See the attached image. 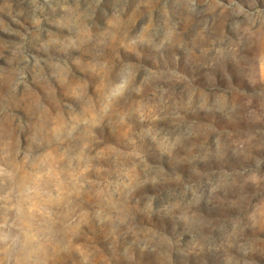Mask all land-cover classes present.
Returning <instances> with one entry per match:
<instances>
[{"label":"clouds","instance_id":"9594fccd","mask_svg":"<svg viewBox=\"0 0 264 264\" xmlns=\"http://www.w3.org/2000/svg\"><path fill=\"white\" fill-rule=\"evenodd\" d=\"M206 8L197 0H188L184 8L176 0H161L160 20L153 13L147 31L158 38L163 21L171 22L182 12L192 20L193 29L219 21L225 50L234 41L237 26L242 38L264 34V0H230L218 16L206 13ZM108 15L106 8L97 7L88 18L100 30ZM34 24L43 30L41 19L34 18ZM17 55L13 53L14 58ZM24 55L30 65L26 48ZM230 62L225 51L207 71L215 72L222 63L226 76L215 72V82L210 84L193 73L186 82L196 91L179 83L173 96H162L150 118L152 131H143L149 127L146 120L126 125L121 117L120 126L135 138L133 156L126 167L117 165L114 179L107 180L89 201L81 195V181L87 182L84 173L95 157L89 155L90 145L82 143V137H90L91 129L82 137L70 133V150L52 156L48 151L52 140L38 141L34 129L59 141L60 122L44 129L35 114L25 119L17 112L18 138L0 137V264H48L49 260L55 264L60 252L70 250L69 233L75 236L85 229L92 231L104 253L98 264H264V247H256L246 235V213L233 210L222 216L213 199L222 190L217 181L223 173L238 180L242 196L248 188L255 193L253 199L264 198V151L249 155L247 149L234 152L230 146L218 147L221 129L259 137L264 144V84H250L243 70L228 71ZM119 71L117 66L111 84L120 82ZM12 77L7 95L0 90V105L22 109L32 82L27 71L13 72ZM111 84L102 88L110 107L95 113L94 127L105 119L115 123V105L136 91L132 82L125 81L121 91L112 95ZM201 91L207 104L200 102ZM218 95L226 99L223 108L214 106ZM233 96L248 103L233 105ZM258 104L259 122H254L257 117L250 109ZM59 146L63 147L62 141ZM39 164L48 165V170L33 179ZM82 207L90 210L81 212ZM98 255L92 247L84 264H93Z\"/></svg>","mask_w":264,"mask_h":264},{"label":"rangeland","instance_id":"374dc122","mask_svg":"<svg viewBox=\"0 0 264 264\" xmlns=\"http://www.w3.org/2000/svg\"><path fill=\"white\" fill-rule=\"evenodd\" d=\"M176 2L184 8L188 0ZM197 3L206 4V13L218 16L230 0H197ZM160 6L161 0H102L99 5L94 0H47V3L45 0H0V90L7 95L13 72L27 71L32 82L22 109L8 103L0 105V137L5 141L18 138L17 112L25 119L35 114L44 129H50L53 122L59 121V141L34 129L38 141L52 140L53 147L48 151L58 156L70 150V133L82 137L90 128L92 135L82 137V143L90 145L89 155L95 157L92 168L84 173L87 182L81 181L85 201L91 200L107 180L114 179L119 170L117 165L126 167L133 156L135 138L128 137L127 127L120 126L121 117L126 118V125L133 120H146L149 127L143 131H152L150 118L157 111L162 96H173L175 85L179 83H185L186 90L196 91L187 84L186 76L195 73L210 84L215 82V72L226 76L222 63L215 72L207 71L221 60L225 51L231 61L228 71L243 70L250 84H264V34L258 32L242 38L237 26V35L225 50L221 47L219 21L193 29L192 20L181 12L171 22L164 20L162 31L154 39L155 33L149 34L147 29L153 13L159 22L157 9ZM97 7L109 12L100 30L88 18L89 12ZM34 18L42 20V31L34 24ZM25 48L30 54V65L24 55ZM14 52H18L15 58ZM117 66H120V82L111 84ZM125 81L132 82L136 91L115 105L116 122L105 119L101 126H92L95 113L110 107L108 97L102 94L103 86L111 84L109 93L114 95L121 91ZM198 95L201 104H207V95L202 91ZM232 102L233 105L248 103L237 96L232 97ZM225 105V97L216 96L214 106L223 108ZM250 112L257 117L254 122H259V104ZM60 141L63 147L59 146ZM217 143L218 147L230 146L234 152L247 149L249 155L264 151L259 137L231 129H221ZM47 170L48 165L39 164L33 179ZM37 183L43 184L42 181ZM238 185L235 177L221 174L217 187L222 190L213 197L214 202L222 216L228 211L243 210L246 235L255 241L256 247L262 248L264 198L253 199L255 193L248 188L243 189L242 196ZM89 210L88 207L80 209L81 212ZM68 240L70 250L60 252L55 264H84L94 246L99 255L93 264L105 259L91 230L85 229L75 236L69 233ZM48 264L53 261L49 260Z\"/></svg>","mask_w":264,"mask_h":264}]
</instances>
